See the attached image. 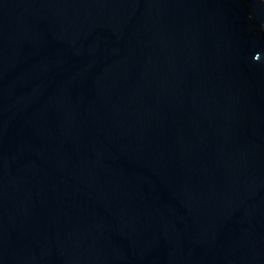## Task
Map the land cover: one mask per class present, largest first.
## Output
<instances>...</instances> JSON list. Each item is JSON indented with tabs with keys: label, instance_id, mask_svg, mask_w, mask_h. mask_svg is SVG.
<instances>
[{
	"label": "water",
	"instance_id": "95a60500",
	"mask_svg": "<svg viewBox=\"0 0 264 264\" xmlns=\"http://www.w3.org/2000/svg\"><path fill=\"white\" fill-rule=\"evenodd\" d=\"M0 264H264V0H0Z\"/></svg>",
	"mask_w": 264,
	"mask_h": 264
}]
</instances>
